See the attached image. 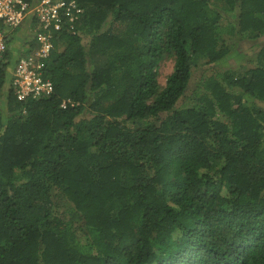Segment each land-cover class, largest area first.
<instances>
[{
    "label": "trees",
    "instance_id": "1",
    "mask_svg": "<svg viewBox=\"0 0 264 264\" xmlns=\"http://www.w3.org/2000/svg\"><path fill=\"white\" fill-rule=\"evenodd\" d=\"M77 5L49 97L12 86L39 19L0 25V264H264V0Z\"/></svg>",
    "mask_w": 264,
    "mask_h": 264
},
{
    "label": "built area",
    "instance_id": "2",
    "mask_svg": "<svg viewBox=\"0 0 264 264\" xmlns=\"http://www.w3.org/2000/svg\"><path fill=\"white\" fill-rule=\"evenodd\" d=\"M80 12L77 0H0V25L12 32L34 17L40 21L41 32L37 35L40 48L29 57L23 56L12 76V86L20 100L49 97L53 93V85L42 77L45 61L53 51L54 34L65 24H73ZM5 36L0 31V59L7 51Z\"/></svg>",
    "mask_w": 264,
    "mask_h": 264
},
{
    "label": "rangeland",
    "instance_id": "3",
    "mask_svg": "<svg viewBox=\"0 0 264 264\" xmlns=\"http://www.w3.org/2000/svg\"><path fill=\"white\" fill-rule=\"evenodd\" d=\"M18 33H15L14 37V41H13V45L15 46V48L19 51V52H23V49L25 48V43H26V36H28L29 31L28 30H24L22 32H20V29L17 31ZM264 44V38H262L261 40L257 41V42H242L240 43V46L237 47L238 49V55H234V57H236L235 59L232 60V64H234L236 66L237 63L246 60H252L254 59V55L258 53V51L260 50V46H262ZM174 69V64L172 62H165L162 63L160 68H159V72H160V83L161 84H165L167 77L173 72ZM203 73L205 74H210L211 73V69L208 70V67H204L203 69L199 70L196 74V77L199 78L203 75ZM193 85L191 88L194 89Z\"/></svg>",
    "mask_w": 264,
    "mask_h": 264
},
{
    "label": "clouds",
    "instance_id": "4",
    "mask_svg": "<svg viewBox=\"0 0 264 264\" xmlns=\"http://www.w3.org/2000/svg\"><path fill=\"white\" fill-rule=\"evenodd\" d=\"M53 46H54V44H53ZM54 49V48H53ZM34 53V52H33ZM32 55V54H31Z\"/></svg>",
    "mask_w": 264,
    "mask_h": 264
}]
</instances>
